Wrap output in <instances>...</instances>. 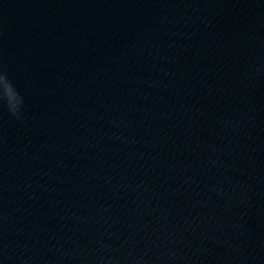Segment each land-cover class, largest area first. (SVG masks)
Masks as SVG:
<instances>
[{"label": "water", "instance_id": "obj_1", "mask_svg": "<svg viewBox=\"0 0 264 264\" xmlns=\"http://www.w3.org/2000/svg\"><path fill=\"white\" fill-rule=\"evenodd\" d=\"M0 66V264H264V0H0Z\"/></svg>", "mask_w": 264, "mask_h": 264}, {"label": "clouds", "instance_id": "obj_2", "mask_svg": "<svg viewBox=\"0 0 264 264\" xmlns=\"http://www.w3.org/2000/svg\"><path fill=\"white\" fill-rule=\"evenodd\" d=\"M0 100H6L9 111L18 118L23 107V97L16 86L9 80L8 75L3 66H0Z\"/></svg>", "mask_w": 264, "mask_h": 264}]
</instances>
